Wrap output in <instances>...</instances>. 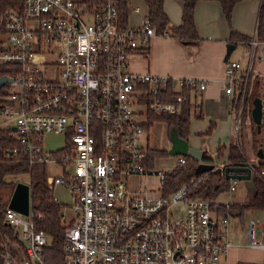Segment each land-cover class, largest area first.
<instances>
[{"label": "built area", "instance_id": "2783aa9c", "mask_svg": "<svg viewBox=\"0 0 264 264\" xmlns=\"http://www.w3.org/2000/svg\"><path fill=\"white\" fill-rule=\"evenodd\" d=\"M118 1L24 0L21 9L7 10L0 63L13 67L0 101V128L16 140L10 154L47 171L57 168L47 172L48 186L53 191L63 184L74 193L69 220L53 195L65 225L61 264H229L231 203L190 194V182L169 190L187 155L177 153L174 168L155 169L157 156L150 154L153 122L181 111L186 86L202 90L206 81L135 70L132 60L148 55L152 38L171 33L152 24L149 13L138 24L123 22ZM127 6L141 11L130 0ZM249 45L248 65L229 59L223 79L227 93L243 85V103L253 63L264 58L257 34ZM48 133H65V144L47 149ZM247 162L259 174L258 162ZM144 176L159 186L150 188ZM229 180L228 190H237L240 179ZM36 216L32 199L27 214L5 207V221L23 242L15 253H0V264H50V235L36 226ZM256 226L252 219L248 244L264 248Z\"/></svg>", "mask_w": 264, "mask_h": 264}, {"label": "crops", "instance_id": "0c3cea01", "mask_svg": "<svg viewBox=\"0 0 264 264\" xmlns=\"http://www.w3.org/2000/svg\"><path fill=\"white\" fill-rule=\"evenodd\" d=\"M130 1L132 4L139 5L141 11H134L129 6L127 21L131 24H138L143 14L148 13V6L145 0H142L144 5L135 0ZM183 5V0H164V9L172 25H179L182 22ZM260 8L261 0H239L232 9L231 20L228 21L219 0H198L195 5L194 16L199 39H182L171 35L155 36L152 38L148 55L140 60H132L135 70L151 71L159 75L196 77L206 81V87L202 90H192L190 97L193 108L190 123L192 124L193 121L195 123V135L193 141L190 142L188 139V142L189 146L201 151L202 156L216 158L221 145L240 141L246 161H259L252 132V119L250 116H246L247 123H249L247 135L240 131L241 125L238 130L236 129L240 117L237 109L238 94L227 93L223 87V79L226 75L227 61L224 57L228 42L234 43L229 59L241 61L243 67L248 65L250 53L248 40H235L231 38V33L234 29L249 36V38L255 34L259 35ZM259 39L264 54V35H260ZM253 72L261 75L257 79L259 80L260 92L264 96V58L254 61ZM256 83L255 81L251 86H255ZM199 113L201 116L198 115ZM204 116L206 117L204 118ZM192 119L194 120L192 121ZM212 123L215 124L214 128L208 133L207 130ZM245 144L248 147L247 152H245ZM151 146L157 148L154 145ZM244 189L246 193L249 191L247 187ZM243 202H233V204ZM232 215H238V209H233ZM242 227H245L244 221H242ZM251 248L256 250V260L260 261L259 264H263L264 248ZM241 252L242 250L234 244L230 249L228 263L238 264L239 253Z\"/></svg>", "mask_w": 264, "mask_h": 264}, {"label": "trees", "instance_id": "16d2710c", "mask_svg": "<svg viewBox=\"0 0 264 264\" xmlns=\"http://www.w3.org/2000/svg\"><path fill=\"white\" fill-rule=\"evenodd\" d=\"M128 0H119L118 5L120 9V16L123 22L127 21L129 8L127 6ZM198 0H183V12L182 22L179 25H172L167 12L164 9V0H145L148 6V13L152 24L156 25L161 29H169L172 36H176L182 39H199L197 32L194 10ZM223 7V12L228 21L231 20L232 9L239 0H219ZM24 0H0V32L4 31V16L9 9H21ZM258 37L264 35V0H261V8L259 14L258 24ZM231 38L235 40H248L249 36L244 35L237 30H232ZM11 64L0 63V76L4 74H11ZM258 79L256 80L255 86L248 84L245 91V98L243 103L242 115L246 117L250 116L252 119V132L254 136L255 146L263 147L264 150V139L260 137L261 132L264 128V110H263V121L261 125V131L258 132L256 123L252 118V101L255 96H261L262 92L259 89ZM7 84L0 86V101L4 99V95L7 93ZM185 93L187 99L183 104L181 111L172 114H163L159 117L166 120L170 127H173L177 134L188 140L190 132V115L193 110L190 97L192 89L186 86ZM243 94V85L238 93V101L241 100ZM264 100V98H263ZM239 107V104H238ZM201 116V114H198ZM214 123L210 125L207 132L210 133L214 128ZM16 144V140L6 130L0 128V187L5 184H12L14 189L16 179H7L8 175L15 174H28L31 187V199L33 201V209L36 213H40L41 217L36 216V226L38 228L46 230L50 235V243L45 248V259L50 264H61L64 257L62 252L63 234L65 225L61 220L60 211L61 204L56 203L53 199V191L47 184V168L46 165L42 164H30L26 158L20 154H10V151ZM222 148L226 150V156L224 162L227 164H237L246 161V156L243 152L242 142L234 141L230 142L229 145L221 146L219 149V156H221ZM164 150L162 148L151 147L150 154L157 156ZM198 160L190 155H187V162L183 167H180L171 174L167 188L173 189L184 182H190L189 190L190 194L195 196H201L205 198H215L222 191L226 190L229 186L230 180L225 177L224 174L216 172L214 169L197 173L196 166ZM259 174L256 175L254 184L252 199L249 202L237 203L233 205L232 209H238V215H243L248 209L264 208V157L258 163ZM194 177V181H191ZM13 192V190H12ZM9 194L8 198L5 199L0 193V253L11 251L15 253L17 251V243L23 242V240L17 235V230L9 225L5 221L4 210L8 205L9 199L12 195ZM229 209L223 208V211L227 212ZM2 257L0 256V262ZM264 264V262H263Z\"/></svg>", "mask_w": 264, "mask_h": 264}, {"label": "rangeland", "instance_id": "374dc122", "mask_svg": "<svg viewBox=\"0 0 264 264\" xmlns=\"http://www.w3.org/2000/svg\"><path fill=\"white\" fill-rule=\"evenodd\" d=\"M138 2H141L143 5L144 3L142 0H135ZM234 57V55H232ZM134 59H143L142 55L139 54L135 56ZM133 63V62H132ZM133 67V65H132ZM257 73V72H256ZM252 73L249 77V83L250 86L252 83H254L257 78L261 77L260 74ZM245 83V81L243 82ZM242 83H240L241 85ZM263 91V89H261ZM239 93V87L236 86L235 94ZM239 107L237 105L238 114H240L241 121H240V131L244 132L245 135H247L249 123H247V118L242 115L243 110V101H238ZM242 106V110H240V107ZM249 116V115H248ZM206 116H204L205 118ZM194 119H192L193 121ZM199 120V119H198ZM203 121V119H202ZM151 133H150V144L154 145L157 148H162L164 150L162 153L158 154L155 160V169H171L174 168L177 165L178 159L176 154H172L169 152V149L172 145V139L170 136V130L171 127L165 120L158 119L153 122V125L151 126ZM194 127L195 123L194 121L192 124L190 123V132L188 135V139L190 142L193 141L194 138ZM251 128V127H250ZM264 131L261 132L260 137H264ZM225 136V135H224ZM197 137V136H196ZM66 142V134L65 133H48L44 136V145L47 149L50 150H56L58 148H61ZM222 146V145H221ZM220 146V148H221ZM259 147L256 148V150ZM222 155L218 153L216 156V161L222 162L223 159L226 156V150L225 148H222ZM248 151L247 144H245V152ZM47 168V166H46ZM49 168L51 170H48L47 172L55 173L57 172V168H54L52 165H49ZM7 179H16V180H22V181H28V174H15V175H8L6 176ZM148 178V179H147ZM144 180L149 181V187L152 188L153 186L158 187L160 184V181L157 180L154 182V177L144 176ZM244 187L248 186L246 185L245 180H239L238 188L235 191H229L225 190L221 192L217 197H215L216 201L229 203V202H249L252 199V190L250 188L249 191L246 193ZM247 189V190H248ZM12 184H5L0 187V193L2 196L7 199L9 194L12 192ZM53 195H55L62 203H64V210L66 211V217L69 220L70 218L75 216V202L76 198L74 196V193L66 187L63 184H56L53 187ZM233 205H236L234 203ZM254 219L257 222L256 226V240H259L261 242H264V208H254V209H248L244 212L243 215H230V229L232 230L231 236L234 240L235 245L238 247V249H241L242 252L239 253V261L238 264H259L260 261L256 260L257 254L255 253L256 250L251 248L248 244V237H247V230L249 228V222ZM242 221L245 222V227H242ZM17 246V245H16ZM242 256V259H241ZM262 264V263H261Z\"/></svg>", "mask_w": 264, "mask_h": 264}, {"label": "water", "instance_id": "95a60500", "mask_svg": "<svg viewBox=\"0 0 264 264\" xmlns=\"http://www.w3.org/2000/svg\"><path fill=\"white\" fill-rule=\"evenodd\" d=\"M233 47L234 43H227V51L224 57L226 61L229 60V56ZM9 79H11V77L6 74L0 76V86L4 85ZM252 104V118L256 123L258 132H260L264 110L262 97L255 96ZM170 136L172 139V145L169 149V152L172 154L182 153L185 155H190L198 160V164L196 166L197 173H202L214 169L216 172L224 174L227 179L238 178L240 180H245L248 188L253 190V184L256 178V174L252 172L251 164H249V162L244 161L237 164L217 165L216 159L213 156H202L201 151L189 146L188 140L180 137L173 127H171ZM257 156L259 157V161L264 157V150L262 146L257 149ZM259 161L257 162L259 163ZM30 199V183L18 180L13 189L8 205L17 211L27 214L29 212Z\"/></svg>", "mask_w": 264, "mask_h": 264}]
</instances>
